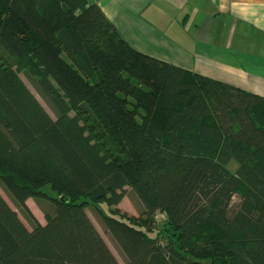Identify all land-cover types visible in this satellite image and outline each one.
Instances as JSON below:
<instances>
[{"label":"trees","instance_id":"1","mask_svg":"<svg viewBox=\"0 0 264 264\" xmlns=\"http://www.w3.org/2000/svg\"><path fill=\"white\" fill-rule=\"evenodd\" d=\"M0 183L54 206L29 229L0 193V264H120L101 202L123 264H264V97L135 50L94 0H0Z\"/></svg>","mask_w":264,"mask_h":264},{"label":"crops","instance_id":"2","mask_svg":"<svg viewBox=\"0 0 264 264\" xmlns=\"http://www.w3.org/2000/svg\"><path fill=\"white\" fill-rule=\"evenodd\" d=\"M94 1L135 50L264 97V0ZM25 204L33 226L54 207L44 198Z\"/></svg>","mask_w":264,"mask_h":264},{"label":"rangeland","instance_id":"3","mask_svg":"<svg viewBox=\"0 0 264 264\" xmlns=\"http://www.w3.org/2000/svg\"><path fill=\"white\" fill-rule=\"evenodd\" d=\"M21 77L24 80V82L27 84V86L35 94V96L39 99V101L45 107V109L50 113V115L52 117H54V114H53L51 108L46 103L44 97H42V95H40V93L33 87L32 82L26 76V74L22 73ZM238 166H239L238 162H236L235 160H231L227 164L226 167L231 172L235 173L238 169ZM3 188H4V186L1 185V183H0L1 195L4 198H6L7 201L13 205L14 203H13L12 199L10 198L11 195L8 193V191L5 188L4 189ZM117 207H119L121 212H125L129 215H135V216H139L141 214V212L143 211V206H142L140 200L138 199L136 194L129 187L125 188V196L122 198V200L120 201V203L118 204ZM112 210H113V207H108L103 202H101V203H88V205L86 207V212H87L88 216L90 217V219L92 220V222L94 223V225L96 226V228L98 229V231L100 232L102 237L105 239L106 243L108 244L109 248L114 253V255L117 258V260L119 261V263L123 264L124 258L121 255V252H120L119 248L117 247L115 241L111 237V235L105 230V228L103 226V222H102L103 214H112ZM20 211H21L22 218L25 220V222H27L28 225H30V228H31V226H33V222L27 217V216H29V213L23 212V210H20ZM40 216L41 215L39 214V217ZM150 222H151L150 223L151 227H154L157 232L162 233V231L170 230V228L168 227L167 216L164 213L156 212L152 216V218L150 219ZM153 234H154V232H153Z\"/></svg>","mask_w":264,"mask_h":264},{"label":"water","instance_id":"4","mask_svg":"<svg viewBox=\"0 0 264 264\" xmlns=\"http://www.w3.org/2000/svg\"><path fill=\"white\" fill-rule=\"evenodd\" d=\"M63 199V198H62Z\"/></svg>","mask_w":264,"mask_h":264}]
</instances>
